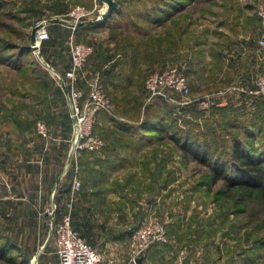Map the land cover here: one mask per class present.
Returning <instances> with one entry per match:
<instances>
[{
    "label": "rangeland",
    "instance_id": "374dc122",
    "mask_svg": "<svg viewBox=\"0 0 264 264\" xmlns=\"http://www.w3.org/2000/svg\"><path fill=\"white\" fill-rule=\"evenodd\" d=\"M156 2L154 0L150 6L158 7ZM95 3L99 5L98 0H0V104L3 101L7 103V108H13L16 101L7 97V94L30 93L39 102L38 95L50 94V107L58 105L57 111L41 107H36L32 113L29 111L25 115L28 120L22 125L21 138L35 141L47 139L49 135L51 138L57 137L60 127L65 129L67 125L70 137L72 127L68 100L57 77H63L69 67L71 40L90 45L92 53L78 71L74 85L81 93L80 101L83 102L90 93L93 80L99 79L107 102L97 115L95 133L103 146L96 151L80 152L78 158L100 154L107 140L129 141L138 138L149 144L159 142L158 148L166 158L165 165H157L147 163L143 157L139 164L133 165V169L143 172L144 178L123 181L125 183L122 185L126 186L127 183V188L130 182L134 186L127 192L128 205L117 215V221L127 227L122 250L129 256V237L133 228L150 217H158L164 223L167 235V242L159 244L160 248L169 245L171 237L181 233V240L185 243L181 252L199 253L197 257L201 263L264 264V201L257 192L228 188L222 180L212 182L210 167L195 160L191 154V151L199 155L206 152L210 164L218 161L229 165L233 143L237 140L256 154L264 156V96L254 92L257 79L264 78L260 67V64H264V53L257 44V11L264 7V0H196L193 10H198L203 16L201 24L212 23L215 38L220 36L222 24L231 25L230 33H222L235 39L238 38L239 24L249 29L239 39L231 40L235 43L228 46L229 54L235 51L237 42L244 47V71L239 73L234 68L232 74H226V79L228 77L233 82L227 80L224 83L221 81L222 61L219 59L217 63L214 62L213 74H207L206 66L199 65L201 62L196 60L198 52L192 45L199 35L196 33L195 37L194 34L190 36L188 44L183 40L181 54L166 60L173 62L169 67H179L184 71L189 85L188 96L181 99L178 94L170 92L169 100L156 98L150 102L146 97L145 80L149 74L164 70L161 63L165 60L158 58L156 46H150L144 55L142 73L134 84L124 88L109 81V69L103 67L104 62L101 65L95 58L102 54L97 55L96 50L101 34L84 36L78 28L91 19L95 21L97 10L87 18L76 19L71 16L77 6L92 11ZM128 6V18L136 23L141 22L136 19L135 12L146 6L141 3ZM43 21L47 24L49 38L40 45L39 53L35 54L32 49L29 51L31 31ZM120 21L127 24L124 17ZM217 44L220 45L221 41ZM219 45H215V50ZM104 54L108 57L111 53ZM250 54L257 58V66L251 62ZM218 55L221 58L222 55ZM66 82L65 89L70 91ZM141 110L142 117L137 118ZM147 114L151 120L145 121L144 126L138 124L132 136L117 133L122 124L117 123L114 117L127 118L137 124L143 123ZM37 120H43L47 129H51L46 136L36 132ZM99 122L104 125L105 131L102 133L98 132ZM181 145H189L191 151L181 148ZM75 169L79 172L78 163L77 167H71L73 173ZM92 245L98 250V245ZM154 246L149 250L154 249ZM41 253L42 249L39 255ZM106 253L102 254L108 261L111 258ZM16 255L17 251L8 243H0V264L21 262Z\"/></svg>",
    "mask_w": 264,
    "mask_h": 264
},
{
    "label": "crops",
    "instance_id": "0c3cea01",
    "mask_svg": "<svg viewBox=\"0 0 264 264\" xmlns=\"http://www.w3.org/2000/svg\"><path fill=\"white\" fill-rule=\"evenodd\" d=\"M151 2L154 0H122L117 3L118 9L105 21L103 27L79 30L84 36L101 34L96 50L97 55L102 54L95 58L101 65L104 62L103 67L109 69V81L124 88L134 84L142 73L144 55L150 46H156L158 58L165 60L161 63L165 67L163 69L169 68L173 62L166 60L181 54L183 40L188 44L190 36L194 34L195 37L196 33L199 35L192 43L198 52L196 60L201 62L199 65L206 66L207 74H213L214 62L217 63L219 59L222 61L221 81L224 83L227 80L233 82L228 77L226 79V74L233 72L234 68L239 73L244 71V47L237 42L235 51L229 54L228 46L235 43L231 40H237L249 32L246 25L239 24L238 38L235 39L222 33L229 32L231 25L222 24V32L215 38L212 23L201 24L203 16L198 10H193L196 0H157L156 8L150 6ZM131 3L146 6L135 12L136 19L141 21L139 23L128 18L129 13L126 11ZM122 17L126 18L127 24L120 21ZM93 20L90 22L99 21ZM218 41H221L220 45ZM215 45H219L216 50ZM104 53L111 54L107 57ZM218 54L222 55L221 58ZM250 56L251 62L257 66V58ZM260 67L264 72V64H260ZM6 96L14 98L18 106L15 103L13 108H7V103L3 101L0 104V243H8L17 251L20 260L24 257L29 259L30 264H59L54 244L49 240L51 238L47 232L50 219L47 211L53 203L58 205V209L64 210L69 195L72 171L70 169L64 173V166L69 153L67 139L70 129L68 125L65 129L60 127V132L56 129L60 133L59 137L51 138L49 135L47 139L39 138L35 141L22 139V125L27 122L25 115L29 111L32 113L36 107L54 108L57 111L58 105L50 107V94L39 95L44 97L40 102L30 93ZM138 117H142V110ZM114 118L122 124V128L117 129L118 134L132 136L131 133L140 124L127 118ZM104 131L103 123L99 122L98 132ZM149 143L139 138L129 141L107 140L100 154L78 158L81 189L74 202L73 228L88 243L98 245L99 252L108 251V258L114 259L117 264H130L128 253L122 250L127 227L117 221V215L128 205L127 192L134 185L130 182L127 188V183L126 186L122 184L127 180L144 178L143 172L133 169V165L139 164L143 157L147 163L166 164L164 153L158 148L160 143ZM180 234L171 237L169 245L149 251L148 264L208 263L198 261L199 253L181 252L185 243Z\"/></svg>",
    "mask_w": 264,
    "mask_h": 264
},
{
    "label": "built area",
    "instance_id": "2783aa9c",
    "mask_svg": "<svg viewBox=\"0 0 264 264\" xmlns=\"http://www.w3.org/2000/svg\"><path fill=\"white\" fill-rule=\"evenodd\" d=\"M98 1L99 5L95 3L92 11H89L85 7L77 6L71 12V16L76 19L87 18L91 12L97 10L96 20H98L107 10V5L101 0ZM113 1L119 3L122 0ZM257 14L259 19L257 44L260 51L264 53V7H260ZM46 25V22L43 21L35 26L34 43L30 44V49L35 54L39 53L40 45L49 38ZM91 53L92 47L90 45L74 43L71 40L70 67L64 72L63 77H57L59 85L65 90L64 93L68 100L72 127V133L68 140L70 142V149L64 166V173L70 170L71 167H77L78 154L80 152L96 151L103 146V142L94 132L97 115L104 109L107 102L99 79L95 78L93 80L90 93L83 102L80 101L81 93L74 85L78 71ZM66 80L68 81L70 91L65 89L67 87ZM145 90L148 102L156 98L169 100L170 92L178 94L181 99H186L189 93V85L182 69L179 67H169L149 74L145 80ZM254 92L264 96V78L257 79ZM35 129L38 134L43 136H46L48 133L47 125L43 121H37ZM80 189L79 172L75 169L71 179L69 195L64 204V210L57 217L55 215L57 205L53 203L51 209L47 211L50 216L48 235L54 242L59 264H117L114 259L106 261L103 254L81 237L73 228L72 210ZM166 242L167 235L164 223L158 217H150L144 220L138 227L133 228L130 234L129 261L136 264V260L140 258L141 264H148L149 249L154 245Z\"/></svg>",
    "mask_w": 264,
    "mask_h": 264
},
{
    "label": "trees",
    "instance_id": "16d2710c",
    "mask_svg": "<svg viewBox=\"0 0 264 264\" xmlns=\"http://www.w3.org/2000/svg\"><path fill=\"white\" fill-rule=\"evenodd\" d=\"M104 23L105 21H98L92 23L86 22L80 24L78 28L79 30H83V28L98 29L99 27L104 26ZM29 51H31V49ZM50 83L53 84L51 81ZM38 98L41 99L44 97L38 95ZM143 120L144 122L140 123V125L145 124V121L148 122L151 119L150 116L147 114L146 117L143 118ZM96 129L97 127L94 128V132ZM184 146L181 145V148H186L191 151L189 145ZM191 154H193L195 160L210 167L212 182L216 183L219 180H222L224 185L228 188H237L247 191L249 193L257 192L261 199L264 201V156L256 154L255 152H253V150L248 149L242 142L237 140L233 143L232 152L229 157L230 166L227 164L219 163L218 161L214 162L213 164H210V162H208V154L206 152H204L202 155H199L198 152L192 153L191 151ZM72 176L73 172L71 174V179ZM61 211L62 210L58 209L57 205L55 215H58ZM159 248L160 245L154 246V249ZM8 260L12 261L11 258H9ZM17 264H30V262L29 259L22 257V261L18 262Z\"/></svg>",
    "mask_w": 264,
    "mask_h": 264
},
{
    "label": "water",
    "instance_id": "95a60500",
    "mask_svg": "<svg viewBox=\"0 0 264 264\" xmlns=\"http://www.w3.org/2000/svg\"><path fill=\"white\" fill-rule=\"evenodd\" d=\"M101 1L107 5V10L105 11V13L101 15V17L99 18V21H106L118 9V5H117V2L113 0H101ZM35 30L36 29L34 27L31 31V43L32 44L34 43ZM136 264H141L140 258L136 260Z\"/></svg>",
    "mask_w": 264,
    "mask_h": 264
}]
</instances>
